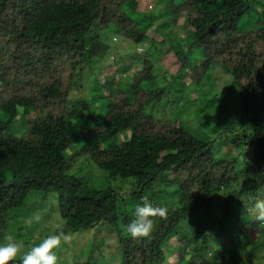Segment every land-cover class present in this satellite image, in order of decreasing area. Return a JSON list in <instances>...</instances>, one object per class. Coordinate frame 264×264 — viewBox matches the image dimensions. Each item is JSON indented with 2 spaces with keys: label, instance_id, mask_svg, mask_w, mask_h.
I'll return each mask as SVG.
<instances>
[{
  "label": "trees",
  "instance_id": "16d2710c",
  "mask_svg": "<svg viewBox=\"0 0 264 264\" xmlns=\"http://www.w3.org/2000/svg\"><path fill=\"white\" fill-rule=\"evenodd\" d=\"M139 1L0 0V241L31 193L53 192L64 233L103 223L120 264H168L174 237L175 264H264L263 249L249 237L255 230L264 241V213L254 206L264 199V17L249 28L239 24L264 15V6L159 0L154 13L138 9ZM163 16L171 25L155 26ZM178 25L188 34L185 46V36L165 33ZM153 33L164 36L157 41ZM113 34L134 47L148 39L155 48L166 43L177 68L158 77L145 51L115 61L125 65L98 79ZM136 60L140 67L122 80ZM217 70L230 76L240 99L239 125L219 134L239 145L234 156L217 154L209 134L156 110L178 80L203 94L187 106L193 121L211 116L221 94L205 85L214 89ZM80 158L114 185L80 179V169L72 171ZM143 197L165 213L150 217L149 236L134 238L126 225ZM29 233L20 227L18 236ZM73 264L113 263L86 257Z\"/></svg>",
  "mask_w": 264,
  "mask_h": 264
},
{
  "label": "rangeland",
  "instance_id": "374dc122",
  "mask_svg": "<svg viewBox=\"0 0 264 264\" xmlns=\"http://www.w3.org/2000/svg\"><path fill=\"white\" fill-rule=\"evenodd\" d=\"M257 1L258 9H260L261 5L264 6V0ZM161 6L162 4L159 2V0H140L138 9H141L142 11H152L154 13H159ZM258 17H264V15L262 13H253L248 18L243 17L239 24L241 27L244 26L249 28L256 22ZM168 19L169 18L167 16H163L157 20L158 22H155L154 25L156 26L161 22H165L169 26L171 23ZM177 22L180 24L182 19L179 18ZM165 31V33L175 37L185 36L186 40L183 42L184 46L189 40L187 32L184 31L179 25L176 27L171 26L170 29L168 28ZM163 36L156 35V33L151 35V37L157 41L161 40ZM110 38L111 44L114 45L112 50L113 52L108 57L107 62L97 69L98 79L103 80V76L105 74L115 70V64L121 66L125 65L121 62L116 63L115 61H129L130 59L132 60L133 58L139 57L138 54L144 53L145 51H147L148 54H150L153 58L151 61L154 64V72L158 73V77L167 75V69L169 70L170 66H172V69L177 68V61L175 60V57L172 56L171 51L168 50V45L166 43L158 44V47L155 48L149 44L148 39L134 47L131 41L127 39L125 40L124 38L120 39L117 35L113 34ZM197 57L198 56L196 55V58ZM189 59L191 61V57H189ZM136 64L137 66L134 65L131 67V69L121 74L122 80L128 79L130 77V73L135 70V68L140 67V63H138L137 60ZM221 71L217 70L212 74L214 80L216 81V85H213L214 89L209 85H205L207 86L206 89H209V91H217L216 93L220 92L221 94V96L217 97V102H214V107L211 109L210 113L212 114V117H203L200 121L199 119L197 121H193V117L190 112H188L187 106L189 103L194 102L201 93L199 90L197 92V90L193 89L192 85H186V83L179 82L178 80L170 82L166 88V97H164V101L162 100V102L157 105L156 110L161 112L166 117H177L183 119V121L187 123L188 128L191 130H195V128H197L196 130L199 132L209 134V136L215 141L213 151L217 154L234 156L238 155L236 149L239 148V145H234L230 142V140L225 139V136L221 137L222 139H220L219 134L225 130L229 132L239 125L238 119L242 117L240 112V99L238 91L232 86L228 85L227 81L230 80V76ZM167 77L168 76H166V78ZM164 81L165 78H158V83H160V85L167 83ZM198 88H200V86ZM206 89L204 91H207ZM87 91L88 90L86 89L85 92ZM208 98L211 100L212 97L209 96ZM224 105H226V107ZM183 107H185L184 110ZM204 118H207V123L203 120ZM77 168L80 170L76 175H78L83 181H86L95 187H102L109 183L114 185L112 181L108 182L107 179H103L104 176H106V173L90 162L83 161L80 158L77 161L76 167L73 168L72 171H76ZM126 186L129 185L127 184L124 187ZM213 215L216 217L218 216L217 209L213 210ZM36 217H39V219L37 220ZM11 218V226L10 229H8V235H13L16 241L23 245L22 253L30 250L35 244L41 242L45 236L52 231V226L55 223L60 222L63 224V220L59 217L57 211L56 194L53 192L47 194H41L39 192L31 193L26 198L24 204L14 210ZM30 219L33 220V223L31 224L28 223ZM210 221L211 220L202 221V227L209 225ZM104 226L105 225L103 223H99V225H95L90 228L73 231L72 233H65L68 239L65 242H62L59 248L55 249L58 255V264H73L74 262L81 261L86 257L92 260H105L113 264H120L121 254L118 249L113 251V240L111 239L110 234L103 230L102 227ZM20 227H22L25 232H28V230L30 231L29 239L28 234L24 235L22 238H19L18 235ZM186 227L188 232L193 231L194 226L187 225ZM196 236H198V232L196 233ZM258 236L259 232L255 230L253 233L249 234V237H251L253 242H255V244L261 248V250L263 249L261 253L264 254V241H260L257 238ZM220 237L223 239V242L227 247L232 246L231 243H228L224 239V236L221 235ZM167 247V252L170 254L167 263L175 264L177 260L176 255L178 253L177 238H172ZM20 260L21 255H18L15 261L10 262V264H18Z\"/></svg>",
  "mask_w": 264,
  "mask_h": 264
},
{
  "label": "clouds",
  "instance_id": "9594fccd",
  "mask_svg": "<svg viewBox=\"0 0 264 264\" xmlns=\"http://www.w3.org/2000/svg\"><path fill=\"white\" fill-rule=\"evenodd\" d=\"M254 206L259 212L264 213V199H256ZM164 213V208L154 206L148 197H143L134 208L133 219L126 225L128 234L134 238L149 236L153 227L150 217L163 216ZM260 218L264 219V215H261ZM36 219L38 220L39 217ZM28 223H33V220L30 219ZM67 239L63 224L57 222L41 242L22 253L23 245L18 243L13 235H8L3 241H0V264H10L15 261L18 255H21V264H58V255L55 249L59 248L62 242Z\"/></svg>",
  "mask_w": 264,
  "mask_h": 264
}]
</instances>
